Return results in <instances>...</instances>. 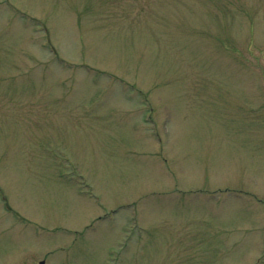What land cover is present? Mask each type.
<instances>
[{
	"label": "rangeland",
	"instance_id": "374dc122",
	"mask_svg": "<svg viewBox=\"0 0 264 264\" xmlns=\"http://www.w3.org/2000/svg\"><path fill=\"white\" fill-rule=\"evenodd\" d=\"M41 261L264 264V0H0V264Z\"/></svg>",
	"mask_w": 264,
	"mask_h": 264
},
{
	"label": "water",
	"instance_id": "95a60500",
	"mask_svg": "<svg viewBox=\"0 0 264 264\" xmlns=\"http://www.w3.org/2000/svg\"><path fill=\"white\" fill-rule=\"evenodd\" d=\"M40 264H43V262H40Z\"/></svg>",
	"mask_w": 264,
	"mask_h": 264
}]
</instances>
